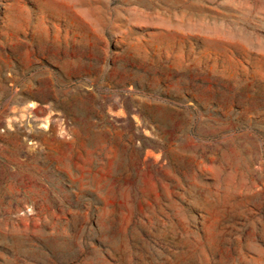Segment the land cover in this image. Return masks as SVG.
<instances>
[{"label": "rangeland", "instance_id": "374dc122", "mask_svg": "<svg viewBox=\"0 0 264 264\" xmlns=\"http://www.w3.org/2000/svg\"><path fill=\"white\" fill-rule=\"evenodd\" d=\"M0 264H264V0H0Z\"/></svg>", "mask_w": 264, "mask_h": 264}]
</instances>
